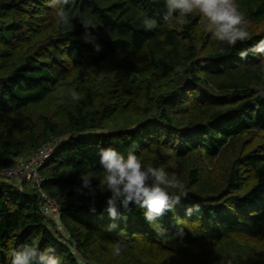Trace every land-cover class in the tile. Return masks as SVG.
<instances>
[{"label":"trees","instance_id":"obj_1","mask_svg":"<svg viewBox=\"0 0 264 264\" xmlns=\"http://www.w3.org/2000/svg\"><path fill=\"white\" fill-rule=\"evenodd\" d=\"M235 2L250 39L228 47L199 12L165 22L164 0H69L71 30L49 0H0V168L61 142L40 170L57 213L29 181L0 177V264L33 239L61 264H264V53L238 55L264 39V0ZM100 69L118 78L100 87ZM78 73L74 100L62 88ZM101 147L184 183L187 197L155 221L166 235L135 206L111 218L103 187L95 204L77 193L83 174L102 185Z\"/></svg>","mask_w":264,"mask_h":264},{"label":"clouds","instance_id":"obj_2","mask_svg":"<svg viewBox=\"0 0 264 264\" xmlns=\"http://www.w3.org/2000/svg\"><path fill=\"white\" fill-rule=\"evenodd\" d=\"M158 2V0H153ZM168 11L164 16L165 22L174 19L188 17L194 12H199L207 21V29L212 33L216 41L234 47L237 42H245L250 39L248 22L245 16L238 10L235 0H164ZM69 0H49V6L55 9L57 23L64 28L72 29L69 24L70 15L75 17L76 13L66 11L60 5H67ZM173 13L176 15L174 16ZM187 22V21H185ZM85 26L95 27V24L88 18L84 19ZM141 23L145 30H153L158 27V22L150 18L146 13L141 15ZM219 54H225V48L218 49ZM249 53L256 55L264 53V39L259 40L251 47L241 50L238 55L241 59H246ZM264 63V61H262ZM175 71L183 73L184 68L177 65ZM69 93L74 100H79L80 95L70 89ZM99 163L105 175L102 185L93 187V177L91 174H83L80 179V186L76 189L78 194H91L93 204L100 187H103L109 195L105 199V211L111 218H115L118 213V206L125 211H130L131 206H135L143 211L146 221L155 226L158 234L166 235V230L155 223L157 217L163 216L166 211H172L173 205L178 203L181 197H187L188 193L183 182H181L175 172L168 173L163 167H145L140 158L132 151L127 157L122 155L113 147L99 148ZM83 189H88L84 193ZM192 207L200 208L199 204ZM192 207L187 208L186 214L191 215ZM95 211V208L92 209ZM116 225H111L115 227ZM123 248L121 242H116L115 252L120 254ZM55 249L47 248L40 250L38 244L33 239L31 243H24L18 250L13 251L11 264H34L39 260L47 264H61L59 257H49V253Z\"/></svg>","mask_w":264,"mask_h":264},{"label":"built area","instance_id":"obj_3","mask_svg":"<svg viewBox=\"0 0 264 264\" xmlns=\"http://www.w3.org/2000/svg\"><path fill=\"white\" fill-rule=\"evenodd\" d=\"M60 143L59 138L52 139L50 142L42 145L35 153L26 158V160L17 158L13 164L2 168L0 175V177L5 179L21 178L29 181L44 198V211L52 214L57 213L58 205L42 191V176L40 170L50 159L53 149L60 145Z\"/></svg>","mask_w":264,"mask_h":264},{"label":"rangeland","instance_id":"obj_4","mask_svg":"<svg viewBox=\"0 0 264 264\" xmlns=\"http://www.w3.org/2000/svg\"><path fill=\"white\" fill-rule=\"evenodd\" d=\"M203 27H204V29H207V25L205 26V23H204ZM112 65H113L114 67L121 68V67L124 66V63H123V61H122L121 58H118V59H115V60L112 62ZM112 65L110 64V66H112ZM88 74H89V72H88ZM112 74H113V75L108 76V75H106V71H105V70H101V69H100V70L97 71L95 74H91V75H90V78H91V80H92L93 82L97 79V82L99 83V86H100V87H104V86H106V83H105L106 80H107V79H109V80H113V79H115V78H118L119 72H118V73H116V72H112ZM78 76H79V73H78L77 75H75L74 77L70 78L69 83L66 84V87H63V88H62L63 93L70 95L69 90H70V89H74V88H76V86L73 85L72 83L74 82V80H75ZM78 87H80V88H84V86H78ZM75 91H76V90H75ZM76 92H78V91H76ZM79 93H80V92H79ZM70 96H71V95H70ZM80 97H81V95H80ZM52 99L55 100L56 98H52ZM85 99H86V98H85ZM61 100H62V99L58 100L59 107L64 105V103L61 102ZM26 158H27V157H26ZM26 158H22V159H25V160H26ZM1 169H2V168H0V175H1V173H2ZM20 179H21V178H20ZM16 180H17V179H16ZM21 180H23V179H21ZM18 181H19V180H17L16 182H18ZM213 264H230V263H227V261H226V262H225V261H217V262H215V263H213Z\"/></svg>","mask_w":264,"mask_h":264}]
</instances>
